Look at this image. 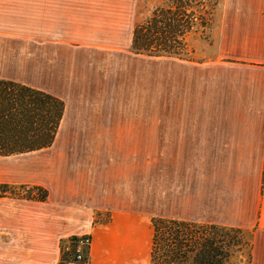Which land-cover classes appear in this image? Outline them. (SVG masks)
Returning a JSON list of instances; mask_svg holds the SVG:
<instances>
[{
    "label": "crops",
    "instance_id": "obj_1",
    "mask_svg": "<svg viewBox=\"0 0 264 264\" xmlns=\"http://www.w3.org/2000/svg\"><path fill=\"white\" fill-rule=\"evenodd\" d=\"M166 2L154 3L149 15ZM92 5L91 0H0V80L61 98L58 132L69 111L66 68L60 66L67 59L60 50L84 42V12ZM210 33V54L227 67L224 115L188 119L180 133L160 135L149 201L145 183L129 184L120 169L122 156L106 167L107 175L93 162L87 186L83 177L75 183L69 167L51 163L47 148L0 156V183L48 191L45 201L0 197V264H57L60 240L81 234L91 237L88 264H148L151 217L248 230L249 264H264V0H218ZM31 153L40 154L18 158ZM211 157H222L218 170L212 171ZM59 204L66 206L64 215L54 209ZM103 212L108 220L94 223V214Z\"/></svg>",
    "mask_w": 264,
    "mask_h": 264
},
{
    "label": "rangeland",
    "instance_id": "obj_2",
    "mask_svg": "<svg viewBox=\"0 0 264 264\" xmlns=\"http://www.w3.org/2000/svg\"><path fill=\"white\" fill-rule=\"evenodd\" d=\"M91 1L92 8L84 12V42L67 44L60 50L67 59L60 66L66 68L69 111L66 124L45 152L51 163L73 171L75 183L83 177V186L90 182L93 162L100 175H107L106 167L115 166L113 159L122 156L125 162L120 169L130 177L129 184L135 188L139 182L145 183L149 201L153 198L158 138L161 134L180 133L188 127L182 124L188 119L224 115L222 70L227 67L210 54L211 33L207 38L188 37L192 49L189 58L131 52L134 24L143 21L154 3L163 0ZM88 36L90 42H86ZM104 133L114 134V139H103ZM207 159L212 171L222 165V157ZM59 185L63 188L66 183L62 179ZM54 209L61 215L66 212L65 205ZM108 217L107 212L95 213L93 222L107 221ZM246 232L250 240L251 234ZM82 235L86 234L60 240V258L75 262L74 240ZM249 262L248 246L240 247L231 257V264Z\"/></svg>",
    "mask_w": 264,
    "mask_h": 264
},
{
    "label": "trees",
    "instance_id": "obj_3",
    "mask_svg": "<svg viewBox=\"0 0 264 264\" xmlns=\"http://www.w3.org/2000/svg\"><path fill=\"white\" fill-rule=\"evenodd\" d=\"M218 0H167L132 30L131 52L151 57H191L188 37H209ZM64 113V101L50 93L0 80V156L51 146ZM45 201L38 185L0 183V197ZM148 264H231V257L251 241L246 230L217 224L151 217ZM60 258L57 264H64ZM249 264V263H248Z\"/></svg>",
    "mask_w": 264,
    "mask_h": 264
},
{
    "label": "built area",
    "instance_id": "obj_4",
    "mask_svg": "<svg viewBox=\"0 0 264 264\" xmlns=\"http://www.w3.org/2000/svg\"><path fill=\"white\" fill-rule=\"evenodd\" d=\"M91 244V237L89 235L78 236L74 240L73 252H74V261L77 263L86 264L89 257V250Z\"/></svg>",
    "mask_w": 264,
    "mask_h": 264
}]
</instances>
